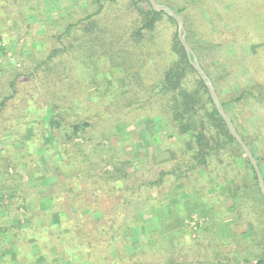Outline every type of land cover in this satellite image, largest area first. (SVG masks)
<instances>
[{"label":"rangeland","instance_id":"obj_1","mask_svg":"<svg viewBox=\"0 0 264 264\" xmlns=\"http://www.w3.org/2000/svg\"><path fill=\"white\" fill-rule=\"evenodd\" d=\"M165 1L180 7L186 0ZM17 4L11 7L8 23L4 26L6 31H0L4 45L3 51H0V75H9L12 71L23 72L24 75L31 73L36 62L53 47L51 35L63 31V18L69 13L76 15L84 12L88 0H22ZM126 6L127 0H119L115 8L123 10ZM127 12L123 10L122 14ZM194 12L191 27L197 37L201 36L202 24H205L210 36L216 38L220 32H224L231 42L228 44L226 40L227 45L199 48V55L206 69L217 79L221 96L227 102L228 113L235 119L240 133L251 141L256 155L264 159V98L252 100L247 97L239 102L232 101L244 89L254 87V94L259 95L258 86L264 87V38L259 41V35L264 34V7L260 8L256 1L240 6L233 1L227 4L221 0H208V5H197ZM107 17L112 20L111 13ZM126 18L127 21L131 19L130 16ZM14 20L21 27L19 34L13 31L17 22ZM159 27L163 31V25ZM165 29L166 33L171 31L170 26H165ZM193 39L197 41L199 38ZM235 39L240 40L239 48L232 44ZM112 71L115 78L122 79L121 69ZM27 76L20 81L25 88L33 90ZM82 85L93 89L96 81L86 79ZM122 85V92H125L123 82ZM4 86L5 83L0 81V97L4 93ZM13 105L9 107L10 114ZM96 108H90V113H94ZM135 116L124 117L111 126L112 131L103 150H94L82 139H75L79 145H86L83 152L94 153L101 158H96L92 164L98 168L94 179L98 181L97 186L107 191L106 199L110 198L108 189L111 186L136 187L142 182L151 183L165 172H173V176H166L155 187L143 186L137 193L138 197L144 196L145 199L130 202L149 230L159 226L157 214L178 213L183 221L182 227L174 224L166 234H156L149 241L146 234L130 236L131 248L128 253H138L136 260L139 264H243L245 261L253 263L258 256L264 255V236L261 232L264 228V210L257 206V198L250 189L243 157L231 149L233 158L229 164L223 156V163L211 159L208 166L195 167L189 174L176 177L180 169L190 167L189 159L193 151L189 138H184L178 132L169 116L156 113L139 119ZM27 118L32 121L33 114L28 113ZM105 125L104 117L103 122H99L98 127L91 129L90 133L95 138L99 137ZM30 131L24 130V133L27 132L29 136ZM38 148L39 145L35 144L29 152H24L23 144L9 138L0 140V157L3 160L0 162V196L3 193L15 194L14 199L4 196L0 206V264H68L69 260L60 248L56 250L55 244L45 253L44 246L41 248L39 244L42 241H37L35 235L43 233L47 227V231L52 230V224L60 220L71 219L76 224H82L86 231L97 228L103 217L101 209L111 207L109 203L102 208L95 206L96 196L92 193L77 198L71 208H68L70 200L67 195L58 196L61 198L58 209L52 205L51 190L57 178L50 177L47 172L52 163L50 155ZM74 150L71 149L70 155ZM83 156L80 155L77 160ZM101 171L113 173L117 179H102ZM69 173L66 171V175ZM89 181H92V175L80 177L77 183L87 187ZM234 186L237 188L235 193L231 191ZM127 195L129 191L120 197L123 199ZM106 212L105 215L112 214L110 209V213ZM116 213H120V209ZM260 225L263 226L259 230ZM255 232L259 235L254 239L252 234ZM13 233L16 234L17 244L13 241ZM145 245H150V248L142 249ZM117 248L118 245H111L105 250L117 259L120 257L114 254ZM129 257L126 259L129 260Z\"/></svg>","mask_w":264,"mask_h":264},{"label":"trees","instance_id":"obj_2","mask_svg":"<svg viewBox=\"0 0 264 264\" xmlns=\"http://www.w3.org/2000/svg\"><path fill=\"white\" fill-rule=\"evenodd\" d=\"M19 1L22 0H0V31H6L4 26L8 23L11 7ZM156 1L166 4L182 18L186 41L209 76L220 103L236 131L256 159L264 179V159L256 155L251 141H247L240 133L235 119L228 113L227 102L221 96L217 79L206 69L199 55V48L221 46L226 44L228 39L224 32H220L216 38L210 36L205 24H202L200 37H197L192 29L191 19L195 18V8L197 5H208V0H186L180 7H175L165 0ZM221 1L227 4L233 1L240 6L249 1H256L260 8L264 7V0ZM118 3L119 0H88L84 12L76 15L69 13L63 18V31L55 36L51 35L53 47L44 58L36 62L31 73L24 75L23 72L12 71L9 75H0V81L5 83L4 93L0 97V140L9 138L11 141L21 143L25 148L24 152H29L35 144L39 145V150L48 152L52 163L47 172L50 177L57 178L51 190L52 205L58 209L61 203L58 196L67 195L70 200L68 208H71L73 202L86 193L96 196L95 206L102 208L105 203L111 205L108 209H101L103 217L99 220L97 228L86 231L82 224H76L71 219L60 220L52 224V230L47 231V227L43 233L35 235L37 241H42L39 244L42 245L41 248L44 246L45 253L55 244L56 250L60 248L62 254L69 260L68 264H139L136 260L139 254L134 251L128 253L131 248L130 236L137 233L146 234L149 241L156 234H166L174 224L178 227L183 225L178 213L157 214L156 222L160 227L149 230L130 202L145 199L144 196L138 197L137 193L143 186L155 187L163 182L166 176H173V172H165L151 183L142 182L136 187L111 186L108 189L110 198L106 199L107 191L97 186L98 181L94 179L98 168L93 167L92 163L98 155L83 152L86 145H79L75 141L79 138L85 144L91 145L94 150L102 149L106 146L107 136L112 131L111 126L131 115H137L135 117L138 119L155 113L169 116L178 132L184 138H189L193 151L189 159L190 167L180 169L179 175L175 174L176 177L189 174L195 167L208 166L211 159L218 163H223L225 159L229 164V160L232 161L233 158L232 154L230 155L231 149L241 155L246 174L249 175L250 189L257 198V206L264 210V199L259 191L255 172L216 111L207 87L189 63L178 41L177 24L174 19L164 12L153 11L148 0H127L126 9L123 10L128 12L124 15L123 10L115 8ZM108 13H111L112 20L107 17ZM129 16L131 19L127 21L126 17ZM25 20L29 21L28 18ZM17 24L18 21L13 31L19 34L21 27ZM160 25H163L164 29L165 26H170L171 31L166 33V29H163V32ZM259 36V41H262L264 34ZM193 38L199 39L195 41ZM1 42L0 39V51H3L4 45ZM232 44L239 48L240 40L235 39ZM115 68L122 70V79L114 77L112 69ZM25 76L28 77L27 81L33 90L25 88L21 83L20 79ZM86 79H94L96 86L93 89L85 88L82 82ZM122 82L126 88L125 92H122ZM255 90L254 87L244 89L232 101L239 102L247 97L252 100L264 98L263 86H258L259 95L254 94ZM13 103L10 114L8 110ZM95 106L98 108L91 114L90 108L93 109ZM30 112L34 118L32 121L27 118ZM104 117L106 127L100 131L99 137L95 138L90 130L97 128ZM24 130H31L30 135L27 136ZM71 149H75L73 155H70ZM80 155L84 156L78 161ZM31 156L35 157L33 154ZM0 162H3L1 157ZM66 171L70 173L66 175ZM1 175L0 172V177ZM91 175L92 181L87 183V187L77 183L80 177ZM100 176L108 181L117 179L115 174L107 171H101ZM118 176L123 177L120 174ZM235 187L231 188L234 193L237 192ZM226 189L229 191L227 187ZM128 191L129 195L122 199L120 196ZM4 196L14 199L15 194L3 193L0 196V206L3 204ZM118 208L120 213H116ZM109 209L112 214L105 215L106 211L110 213ZM24 210L26 211L27 207ZM262 226H258L259 230ZM261 232L264 236L263 227ZM13 235L15 236L13 241L17 244L16 234L13 233L12 238ZM257 235L259 234L256 232L252 234L254 239ZM262 239L264 241V237ZM111 245L119 246V249L114 250V254L120 256L119 258L114 259L115 257L105 250ZM149 248L150 245H145L142 249ZM126 254L130 256L129 260L126 259ZM243 264H264V255L258 256L253 263L245 261Z\"/></svg>","mask_w":264,"mask_h":264},{"label":"water","instance_id":"obj_3","mask_svg":"<svg viewBox=\"0 0 264 264\" xmlns=\"http://www.w3.org/2000/svg\"><path fill=\"white\" fill-rule=\"evenodd\" d=\"M148 1H149V4H150L153 11L164 12L168 16L173 18L174 21L176 22L178 41L182 45V47L185 51V54L188 58L189 63L191 64L193 69L197 72V74L199 75V77L203 81L204 85L207 87L209 96L212 100V103H213L216 111L220 115V117L223 119V121L227 127L228 132L235 139V141L239 145L241 151L244 153V155L248 159L249 163L251 164V166L255 172L256 178H257V184H258L259 191H260V193L264 199V179H263L262 173L259 169V166L256 162V159L254 158L249 147L246 145L244 140L241 138V136L236 131L230 117L224 111V109L220 103L219 97L215 91V88H214L210 78L208 77V75L205 73V71L201 67L195 52L193 51V49L189 46L188 42L186 41V30L184 28L182 19L172 9H170L169 7H167L165 5L158 3L156 0H148Z\"/></svg>","mask_w":264,"mask_h":264}]
</instances>
